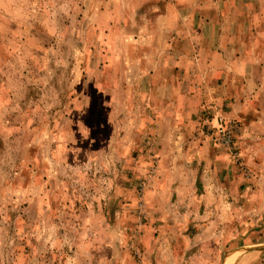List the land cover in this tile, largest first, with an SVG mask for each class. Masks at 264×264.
Wrapping results in <instances>:
<instances>
[{"label": "rangeland", "instance_id": "1", "mask_svg": "<svg viewBox=\"0 0 264 264\" xmlns=\"http://www.w3.org/2000/svg\"><path fill=\"white\" fill-rule=\"evenodd\" d=\"M242 42L264 82V0H0V264H264Z\"/></svg>", "mask_w": 264, "mask_h": 264}, {"label": "crops", "instance_id": "2", "mask_svg": "<svg viewBox=\"0 0 264 264\" xmlns=\"http://www.w3.org/2000/svg\"><path fill=\"white\" fill-rule=\"evenodd\" d=\"M243 43L244 42L240 44L238 43L236 44L225 43L221 45L214 44L211 47H209V49H207L209 52L207 59L205 61L200 60V64H203L207 71H210L211 73L213 72L215 76H219V74H221L219 77H222V78L216 77L214 78V80L220 83L222 88L219 94L212 93L213 96L221 95L223 90H226V92H224L226 93V98H228V96L230 97L231 90L229 89V86L233 82H236L237 78H241L245 82L243 87H245V85L247 86L248 84H255L257 85L256 88H258V85H260L261 83L264 84L262 80L260 81V79H257L254 73H249V74L246 73V70H245L246 67L241 70L238 68V70L234 72V69L236 68L234 64H239V65H242L243 67L248 65L247 62H244L245 59H242L240 57L241 51L247 48V45H243ZM231 51H232V57L230 53ZM234 59L236 60L234 61ZM248 62L253 63L255 61L253 60V61H248ZM262 63H263L262 61L259 62L260 65H262ZM217 64H220V67H221V71L219 72V74L217 73V70L219 68ZM231 72H233V74L235 75L234 77L230 75ZM188 94L187 95L183 94V95H185L186 98H188L189 97ZM235 95L236 94H234L232 97H235Z\"/></svg>", "mask_w": 264, "mask_h": 264}, {"label": "built area", "instance_id": "3", "mask_svg": "<svg viewBox=\"0 0 264 264\" xmlns=\"http://www.w3.org/2000/svg\"><path fill=\"white\" fill-rule=\"evenodd\" d=\"M222 142H224V141H222Z\"/></svg>", "mask_w": 264, "mask_h": 264}]
</instances>
